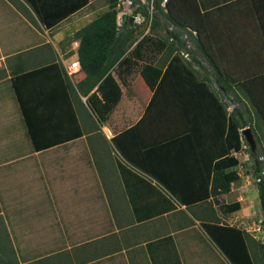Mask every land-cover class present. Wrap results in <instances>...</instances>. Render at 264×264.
<instances>
[{
	"label": "crops",
	"instance_id": "0c3cea01",
	"mask_svg": "<svg viewBox=\"0 0 264 264\" xmlns=\"http://www.w3.org/2000/svg\"><path fill=\"white\" fill-rule=\"evenodd\" d=\"M202 1L215 3L160 5L222 75L256 89L249 93L264 114L257 90L264 87V0ZM106 7L103 0H0L7 263L264 264V217L242 140L227 151L236 164L224 168L236 177L227 190L210 191L231 108L212 72L182 58L183 46L159 28L121 32L124 50L108 69L119 98L103 119L90 109L86 96L98 81L79 83V61L68 65L77 59L73 32ZM145 64L160 69L151 85Z\"/></svg>",
	"mask_w": 264,
	"mask_h": 264
},
{
	"label": "trees",
	"instance_id": "16d2710c",
	"mask_svg": "<svg viewBox=\"0 0 264 264\" xmlns=\"http://www.w3.org/2000/svg\"><path fill=\"white\" fill-rule=\"evenodd\" d=\"M115 2L116 0H107L106 9H104L90 21L73 32V35L78 39L76 51L77 59L79 61V69L84 72V78H82L79 83H82L84 80H90L91 86L93 83L98 81L95 90L90 92L86 96V101L90 109L100 119H103L105 117V114L110 110V108L119 98V86L115 79L109 73L108 69L113 61L120 54H122L124 50L123 46L125 39L121 38L120 33L132 31L131 29H126V26L131 23L127 15H124L122 26L120 27V29L118 28L115 20ZM198 2L201 8H205L215 3L213 1L203 3L202 0H198ZM165 5H168V1L165 2ZM140 10L142 14H148L146 6L143 5ZM133 12H135V10H133L132 13ZM165 20L169 22L172 27L174 26V28L166 30L167 33L164 39L168 40L169 43L175 41L178 44H183V41L178 38V35L182 34V30H186V33L193 42V49H187L188 53L190 54L189 59L187 60H192L195 64L198 65V67L203 69L204 73H208L205 70L204 65L201 64L199 58V56L204 57L205 60H207L211 70L213 71L212 77L218 83L219 90L222 92H226L229 89H237L243 92L252 104L257 117H259L264 123V114L260 111L251 94L249 93V90L256 92V89L249 88L248 90V88H246L243 83H241V81L233 79V77L228 74L222 75V73L218 71L217 67L214 65L211 57L199 44L197 38L191 34V30L186 28L183 24L176 23L174 19H170V17L168 18L167 15L163 13V9L159 4V0H152V13L150 21H152V23H156L158 21ZM169 36L171 37L170 40ZM190 64L191 63L188 64L189 67ZM159 73V68L149 64H145L141 69V74L145 77V80L149 85L153 84V82L158 78ZM207 78L208 77H206L205 79ZM257 90H260V93L264 96V87ZM225 112L226 111H224V116L225 122H227V126H225L224 130L226 131L222 139L225 150L223 154L219 155L214 160L212 166V181L210 188V191L212 193L219 192L220 190H227L229 187V181L236 177V172L234 169H232L231 171L224 170L225 167L233 166L236 164V158L234 156L227 155V151L231 147L236 150L240 148V141L242 136L239 132V128L248 124L243 116L242 111L238 107H232L228 112V115H225ZM248 126L251 129V125L248 124ZM248 154L252 158L253 175L257 176L258 171L261 167V162L258 160V155H256L253 150L249 149ZM255 184L264 217V176H262L260 180L255 181ZM216 186H218V189ZM235 206L236 204L227 206L225 205L224 208L233 209L235 208Z\"/></svg>",
	"mask_w": 264,
	"mask_h": 264
},
{
	"label": "rangeland",
	"instance_id": "374dc122",
	"mask_svg": "<svg viewBox=\"0 0 264 264\" xmlns=\"http://www.w3.org/2000/svg\"><path fill=\"white\" fill-rule=\"evenodd\" d=\"M105 3H107V0H103V4H105ZM160 3H161V0H159V4ZM143 5L147 7L148 15H144L141 13L140 9L142 8ZM137 9L140 11V13L137 14V16L139 17L138 22L134 21V16H135L134 12L133 13H131V12L127 13L128 18L131 15L132 19L129 20V21H131V23L126 26V29H131L132 31H134V34L141 33L144 30V28H148L147 29L148 31L160 29L162 35H163V33H165V34L167 33L166 30H169L167 26L170 25V23L167 22L166 20L165 21H158L156 23H152V21L149 20V8H148V4L146 2L141 4ZM124 15H126V14H123L121 16V19H118V24H119L118 28L119 29L122 26V21H123ZM173 28H174V26H173ZM181 32H187V31L182 30ZM71 35H72V33H70L67 36L69 37ZM67 36H65V37H67ZM183 43H184V45L183 44H179V45L183 46V48H185V49H193L192 40H189L188 45L186 42H184V40H183ZM199 58H200L201 64L204 65L205 70L207 69L206 71L209 70L210 72H212L211 74H213V71H211V68H210L207 60H205V58L201 57V56H199ZM195 69L199 73H202L200 71V69H201L200 67H195ZM216 90L218 92V94H217L218 97L227 105L228 109L235 106V107H238L242 111L243 116L246 119L247 123L249 125H251L250 132L252 134L253 141H254V148L252 150L254 151V153L256 155L261 154L264 156V123L261 121V119L259 117H257L256 113L254 112V108H253L252 104L250 103L248 97L243 92H241L240 90H237V89H233V90L229 89L226 92H221L219 90V88H216ZM248 124H246L245 126H248ZM241 136H242V138H241V140H242L241 150L243 153L246 154V158L244 159V163L250 169L251 163H249V162L252 161V158L248 154V150L250 149V147H249L248 143L245 141L243 134H241ZM251 170H252V167L248 171L250 173L251 179H253L254 175H253ZM5 250H6V252H3V250L0 247V264H10L9 262L7 263L9 258L6 256L7 252H9V250H8V248H5Z\"/></svg>",
	"mask_w": 264,
	"mask_h": 264
},
{
	"label": "built area",
	"instance_id": "2783aa9c",
	"mask_svg": "<svg viewBox=\"0 0 264 264\" xmlns=\"http://www.w3.org/2000/svg\"><path fill=\"white\" fill-rule=\"evenodd\" d=\"M145 2L148 4L149 15H150V12L152 9V0H116V2L114 4L116 22L118 23V19H121V16L123 14L127 15V13H130V12L132 13V11L134 9H137L141 4H143ZM137 13H138V11L136 12V14ZM167 27H168V29L173 28L172 25H168ZM181 36H182L184 42H186L188 45L189 40L187 38L186 33H182ZM181 55L185 58H187V57L189 58L188 53L186 51H184ZM68 65L70 67H73V66L77 67L78 66V59H73L72 61L69 62ZM257 158L261 162V167L258 171V175L253 177L254 182L260 180L261 177L264 176V156L260 154L257 156ZM263 188H264V185H263Z\"/></svg>",
	"mask_w": 264,
	"mask_h": 264
},
{
	"label": "water",
	"instance_id": "95a60500",
	"mask_svg": "<svg viewBox=\"0 0 264 264\" xmlns=\"http://www.w3.org/2000/svg\"><path fill=\"white\" fill-rule=\"evenodd\" d=\"M131 19H132V16L130 15L129 20ZM239 130H240V133L243 134L245 141L248 143L250 149L252 150L254 148V141H253V137L250 132L249 126H243Z\"/></svg>",
	"mask_w": 264,
	"mask_h": 264
},
{
	"label": "clouds",
	"instance_id": "9594fccd",
	"mask_svg": "<svg viewBox=\"0 0 264 264\" xmlns=\"http://www.w3.org/2000/svg\"><path fill=\"white\" fill-rule=\"evenodd\" d=\"M135 10V14L134 15H137L138 13H140V11L138 10V9H134ZM138 11V13L136 14V12ZM147 11H148V9H147ZM151 11H152V9H151ZM151 13L152 12H150V15H149V20H150V17H151ZM148 15V14H147ZM115 20H116V15H115ZM117 23V22H116ZM117 25H119L118 23H117ZM171 25V24H170ZM182 33H186V32H182ZM182 35V34H181ZM186 35H187V37H188V39H189V36H188V34L186 33ZM170 37V36H169ZM169 39H171V37L169 38ZM182 40H183V38H182ZM190 40V39H189ZM186 51H187V49H186ZM187 53H188V51H187ZM188 56H189V54H188ZM184 58V57H183Z\"/></svg>",
	"mask_w": 264,
	"mask_h": 264
}]
</instances>
